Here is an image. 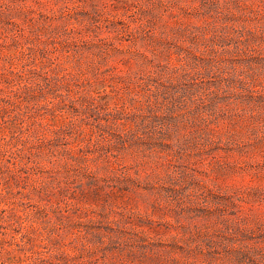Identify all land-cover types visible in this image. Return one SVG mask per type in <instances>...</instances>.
Instances as JSON below:
<instances>
[{
  "label": "rangeland",
  "instance_id": "rangeland-1",
  "mask_svg": "<svg viewBox=\"0 0 264 264\" xmlns=\"http://www.w3.org/2000/svg\"><path fill=\"white\" fill-rule=\"evenodd\" d=\"M0 264H264V0H0Z\"/></svg>",
  "mask_w": 264,
  "mask_h": 264
}]
</instances>
